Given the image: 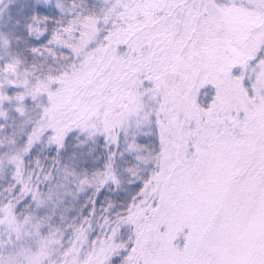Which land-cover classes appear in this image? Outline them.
<instances>
[{
  "label": "snow or ice",
  "instance_id": "1",
  "mask_svg": "<svg viewBox=\"0 0 264 264\" xmlns=\"http://www.w3.org/2000/svg\"><path fill=\"white\" fill-rule=\"evenodd\" d=\"M0 264H264V0H0Z\"/></svg>",
  "mask_w": 264,
  "mask_h": 264
}]
</instances>
